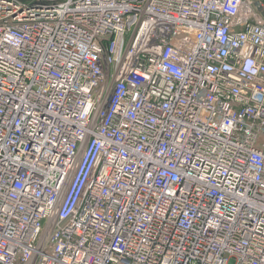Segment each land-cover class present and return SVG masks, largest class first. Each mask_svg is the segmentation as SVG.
I'll return each instance as SVG.
<instances>
[{"label": "built area", "instance_id": "1", "mask_svg": "<svg viewBox=\"0 0 264 264\" xmlns=\"http://www.w3.org/2000/svg\"><path fill=\"white\" fill-rule=\"evenodd\" d=\"M0 264H264V0H0Z\"/></svg>", "mask_w": 264, "mask_h": 264}]
</instances>
